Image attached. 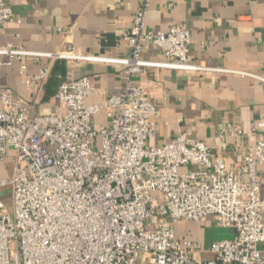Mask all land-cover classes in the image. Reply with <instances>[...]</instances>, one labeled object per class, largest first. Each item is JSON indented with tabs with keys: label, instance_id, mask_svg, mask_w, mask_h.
<instances>
[{
	"label": "built area",
	"instance_id": "obj_1",
	"mask_svg": "<svg viewBox=\"0 0 264 264\" xmlns=\"http://www.w3.org/2000/svg\"><path fill=\"white\" fill-rule=\"evenodd\" d=\"M151 1L140 0L123 36L128 57L0 48L8 58L0 67L26 59L107 63L122 67L124 82L119 94L89 104L100 91L69 71L59 104L39 115L0 88V161L10 158L15 166L9 180H0V188L12 189L11 209L0 199V264H264V118L256 146L233 167L187 134L149 145L160 110L134 77L147 69L207 71L191 63L190 30L147 31ZM16 22L0 0V34ZM146 46L160 50L163 60H145ZM49 74L19 70L26 88ZM98 117L104 123L96 126ZM230 133L240 138L243 130L230 126ZM181 222L234 234L206 248L177 235L174 225Z\"/></svg>",
	"mask_w": 264,
	"mask_h": 264
},
{
	"label": "crops",
	"instance_id": "obj_2",
	"mask_svg": "<svg viewBox=\"0 0 264 264\" xmlns=\"http://www.w3.org/2000/svg\"><path fill=\"white\" fill-rule=\"evenodd\" d=\"M21 23H9L0 34V48L11 44L32 52L58 53L69 48L76 54L104 58L130 55L123 40L140 8V0H4ZM183 27L190 30L191 63L207 69L184 72L147 69L134 81L147 88L149 99L160 110L151 146H162L181 134L202 141L229 167L243 162L258 142V124L264 118V0H152L146 29L153 33ZM145 60L162 61L154 46H146ZM8 58L0 55V63ZM25 65L30 75L49 69V78L26 88L19 77ZM69 71L87 76L100 91L89 98L99 103L122 91V67L107 63L52 59L14 60L0 67V88L22 97L34 115L53 112L59 104L58 89ZM104 123L96 118V126ZM230 126L243 130L236 138ZM15 172L10 158L0 161V180ZM264 197V165L261 168ZM0 199L12 208V189L0 188ZM192 237L209 248L233 237L221 230L217 237L209 227L184 222ZM218 228V227H216ZM216 231V230H215Z\"/></svg>",
	"mask_w": 264,
	"mask_h": 264
},
{
	"label": "rangeland",
	"instance_id": "obj_3",
	"mask_svg": "<svg viewBox=\"0 0 264 264\" xmlns=\"http://www.w3.org/2000/svg\"><path fill=\"white\" fill-rule=\"evenodd\" d=\"M174 228H175V231H176L177 235L181 234V235H183L185 237H188V238H191V239L197 241L194 237L191 236L192 235V232H191L192 229L189 228L188 226L186 227L184 222H181L179 224L174 225ZM200 228L202 229V228H204V226L200 225ZM221 230H225V229H221V228H216L215 227V228L209 229L208 232H210V233H208V234H211V233L214 232L215 234L214 233L213 234L217 237V235L219 234V232Z\"/></svg>",
	"mask_w": 264,
	"mask_h": 264
}]
</instances>
